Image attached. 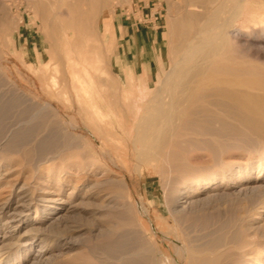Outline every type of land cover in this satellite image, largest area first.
Wrapping results in <instances>:
<instances>
[{"label":"rangeland","instance_id":"1","mask_svg":"<svg viewBox=\"0 0 264 264\" xmlns=\"http://www.w3.org/2000/svg\"><path fill=\"white\" fill-rule=\"evenodd\" d=\"M12 1L15 2L14 5ZM101 1L88 2L85 4L86 6L79 4L75 12L70 11L67 6H63L64 9L62 8L58 16H55V13L58 12L55 8L57 4L51 1L52 7L48 1L42 4H29L30 6L28 3L19 0H3L0 3V14L3 5L9 3L8 5L11 4L10 6H12V13L19 17L14 20L15 23L17 22V25H14L15 28L12 23L0 18V25H2L0 26V141L6 138L5 144L8 145L16 134H27L22 141H18V145H15L14 148L18 147L14 149L15 152L0 151L3 154V156L0 154V157H3V159L0 158V194L2 192V195L5 196L24 184L29 187L33 197H36L38 189L50 188V186L55 189L61 188L67 196L73 191L74 185H78L81 181L91 177L104 180L108 177L116 178L119 175L126 178L131 193L129 199L118 191L115 202L109 208L100 210L98 214L100 218L91 213L92 208H80L66 227H55L47 232V237L51 241L50 245L57 244V241L62 246L64 245L63 248L49 251L50 254L53 252L56 255L55 260L50 264H81V258H84L85 255L99 264V260H96L92 255L97 254L102 257L99 254L100 250H98L100 247H104L103 249L106 250L110 246L121 245V243L126 244L127 246L124 244L121 246L127 247L128 250L136 247L144 248L141 250L144 256L149 257V261L151 260L150 264H195V261H199L196 262L197 264H203V262L204 264H264V164L261 165L256 160L247 161L248 152L244 148L229 149L223 154V159L226 161H229L230 158L231 160L235 159L237 162L233 163L234 167L239 165L243 170L233 177L229 175L231 177L229 180L226 177H220L219 182H223L220 187V183L217 182L218 185H212V188L204 191L196 190V194L187 201L188 204H182V207L185 206V211L173 214L177 200L180 201V194L177 190L182 188L183 181L190 179V177L182 172L168 175L164 173L161 166L148 167L143 165L140 173L138 170H134L136 163L134 146L137 145L135 144V128L137 127L135 123L137 120L133 124H128L127 119L120 117L123 115L120 104L115 101L111 102L106 97L102 101H97L103 111L110 116L108 124L102 126L95 119H92V112L85 108L77 96L75 98L73 93L75 92V83L71 75L72 72L87 80L84 67L94 71L96 62L89 65L81 59L87 55L94 59L97 56L96 53H101L103 56L98 42H94V45H97L96 48L86 47L82 49L79 38L86 36L91 40L95 39L105 17L111 15L109 17L113 18L116 30H121V18L128 20L131 24H136L140 18L154 22L158 16L157 22L160 26L158 31L161 37L165 39L168 29L171 32L168 3L165 0H131V3H123L114 7L109 5L104 7L105 2ZM251 1L256 7L264 6V0ZM83 7L85 8L83 9ZM184 8L179 9L182 12H179L180 16L184 15L186 11L188 12V8ZM126 14L129 15L130 19L126 17ZM45 15L47 19L44 18ZM54 20L56 22H53ZM70 26H72L71 30H69ZM8 27L11 30L9 35H5L3 30ZM150 30L154 32L157 29L151 27ZM70 35L71 40L69 39ZM164 42L166 47L169 45L173 60L175 54L171 43ZM117 43L118 39L113 47V52ZM85 51L87 53L83 54ZM68 58H72V62H69ZM163 58H165L164 55ZM164 60L163 67L166 66L165 63H168L167 65L173 64V61ZM24 61L28 62L27 66ZM153 62V67L148 72L150 87L153 90L148 94L147 101L153 100L157 93L155 91L159 89L160 80L164 79L162 73L160 80L158 79L159 81L155 85L153 84V72L157 69L156 61L153 60ZM109 63L112 73L103 70L101 83L104 81L111 90L116 91L117 83H123L125 77L120 70L118 55L111 53ZM129 64L133 65L131 62ZM104 66L106 63L103 60L100 68H104ZM134 66L135 68L131 69L129 73L134 74L135 81L139 84L143 69L139 64ZM9 83L14 84L16 90L11 89L14 92L8 89L10 88ZM64 87L68 92L67 96L61 94ZM30 98H33V101H30ZM147 101L141 113L149 105L150 102ZM41 102L46 103V105L49 104L48 109H44V104ZM37 105L40 107L38 106V108ZM32 112L36 114L34 115ZM52 112L54 113L52 114ZM32 117L34 118L32 119ZM194 152L200 158L196 160V166L208 169L212 162L211 152L209 153L208 150ZM9 154H11L10 157ZM4 157L7 158L4 159ZM51 157L53 158L51 159ZM111 160L124 163L128 171L113 166ZM101 166L103 167L101 168ZM107 168L111 169L114 175L106 173L108 172L105 171ZM100 170H104L105 172H102L105 174ZM54 174H60L61 178L59 180L57 178L52 179ZM86 175L87 178H85ZM171 176H175L177 179ZM93 178L89 180H93ZM168 179H174V181H168ZM259 185L262 189H257L251 193L252 195L246 196L244 190L239 191L240 187ZM173 202L174 204H172ZM142 208H145L148 213H139V209ZM40 210L41 207L37 209L38 212ZM37 211L33 204L29 217L36 216ZM102 216L103 219H101ZM75 217L77 219H74ZM138 220L141 223L140 229L134 227ZM119 221L121 226H119ZM94 223L103 228L108 225L106 227L110 228V232L107 236L101 237L99 232L89 233L87 230L91 227L94 228L92 226ZM123 224H125L126 229L125 226L122 227ZM70 226L72 229H83L78 233V235L80 234L79 237L76 235V238L73 239L78 244L72 250L65 248V238L68 237L70 230L68 227ZM111 233L115 235H111ZM106 244L110 245L106 246ZM179 245L186 250L185 254L178 252ZM129 247L131 248L129 249ZM36 249H38V245L30 250V254H33ZM94 252L96 253L94 254ZM81 254H85L84 257L72 260L74 256H82ZM22 255L13 264H26L25 262L29 260V257L28 255L25 256L26 252H23ZM191 257L196 258L195 261L192 260L194 263L191 262ZM110 262H115V260H110Z\"/></svg>","mask_w":264,"mask_h":264},{"label":"bare ground","instance_id":"2","mask_svg":"<svg viewBox=\"0 0 264 264\" xmlns=\"http://www.w3.org/2000/svg\"><path fill=\"white\" fill-rule=\"evenodd\" d=\"M2 1L3 0H1L0 3ZM19 1L26 2L28 5L37 3L42 4L43 2L47 3V1L50 5L51 2H54V4H57L55 8H57L58 12L53 13H55V16H58L63 6H67L70 11L75 12L79 4H84V6H86V3L92 1L95 3L96 0ZM165 1L168 3V19L171 26L170 43L175 55L172 60V65H167L168 63H165L166 66L163 67L162 70L164 79H159L160 86L158 91H155L157 93L153 97V100H148L150 102L148 103L149 105L147 104L148 106L144 108L145 111L141 113L135 123V125H137L135 128V144L137 145H133L135 148L133 149L135 150L136 156L134 170H138L139 173L142 171L141 168H143V165L148 167L161 166L164 173L168 175H172V173L175 172H182L184 175L190 177V179L184 180L182 188L180 187V189L177 190L178 194H180V201L176 199L177 204L173 212L174 214L185 211V206L182 207V204H188L187 201H189L191 196L196 194V190L204 191L212 188V185L220 181V177H226L229 180L231 178L230 176L233 177L236 173L243 170L239 165L234 167L233 163L237 162L235 159L231 160L230 158L229 161L223 159V154L229 149L244 148L248 152L247 161L253 162V160H256L259 164H264V6L256 7L251 0ZM101 2H105V5L103 4L104 7L106 5L114 7L123 3H131V0H102ZM14 3L15 2H13V5ZM8 4L9 3L6 5L5 3L3 5L0 18L3 21L12 23L14 27V25H17V22L15 23L14 20L19 17L15 15V13H12V6ZM13 7L15 8V6ZM182 7L188 8V12L186 11L187 13L185 12V14L183 13L184 15L180 16L181 14L179 12L181 11H179V9ZM84 8L85 7H83V9ZM51 15L53 16L54 14ZM44 18H46V15ZM53 22L56 21L54 20ZM241 22L242 24H240ZM12 24L10 25L11 29L13 28ZM10 27L3 30L5 35H9L11 30ZM71 27L72 26L69 27V30H71ZM69 37L68 38L71 40V35ZM96 54V66L93 74H89L84 67V74L87 80L77 76L71 70L70 72H72L71 75L75 83V87H73L78 100L84 104L85 108H88V110L92 112V119H95L97 123L104 126L108 124V118L110 116L98 105L97 100L99 96L96 100V96L94 95L101 91L100 83L103 78L101 74L104 72L103 68H100V64L103 62V56L101 53ZM68 60L72 62L73 59L68 58ZM24 63L26 66L28 65L27 61H24ZM9 87L8 89H10L11 92H14L12 90H16L12 83ZM4 90H6L5 87ZM66 91L64 87V89L61 90L62 95L67 96L68 92ZM20 94H22V92H20ZM51 94L53 93L51 92ZM29 100L33 101V98ZM28 101L27 103H29ZM41 104L44 103L41 102ZM38 106L39 105H37V107ZM48 107L49 104L46 105V103L43 106L44 109H48ZM35 112L32 113L35 115ZM53 113L54 112H52V114ZM31 116L33 115L31 114ZM36 116L38 117L39 114ZM34 117H32V119ZM16 135L13 136L8 145L5 144L7 141L6 138L0 141V151H9L8 153H10V151L15 152L14 149L18 148H14L15 145H18V141H22L27 134ZM197 150H208L209 153L211 152L212 162L208 169H204V167L198 168L196 166V160L199 157H197L194 151ZM107 152L109 153V151ZM0 154L3 156L2 153ZM10 155L11 154H9V157ZM2 156L0 158L3 159ZM6 158L7 157H4V159ZM52 158L53 157H51V159ZM110 162L113 166L124 168L128 171L124 163H118L114 160ZM102 167L103 166H101V168ZM105 171H108L106 172L108 174L113 173V171L108 168ZM60 174H54L52 179L57 178V180H59L61 178ZM87 175L89 176V174ZM87 175L85 178H87ZM92 178L93 177L88 178V180H83L78 185H74L73 191L67 194V196L61 188L55 189L50 186V188L38 189V192H36L37 195L36 197L34 196V198L29 187H26L24 184L17 187L16 191L8 192L9 194L5 196L2 195L1 192L0 264H13L15 260L21 257L23 252H26L25 256L28 255L29 257V260L25 262L26 264H50L55 260L56 255L53 252L50 254L49 251L58 250L63 248L64 245L62 246L58 241L56 242L57 244L53 243L50 245L51 241L47 237L48 231L53 230L55 227H66L68 223H70V219L76 215L75 213L80 208H92L91 213L94 216L98 215L102 208H109V206L115 202V199L118 197V191L126 195L128 199L130 198L131 193L125 177L118 175L116 178L108 177L104 180L93 178V180H89ZM170 180L171 179H168V181ZM171 181H174V179ZM219 183L220 187L223 182ZM260 188V185L246 186L245 188L240 187L239 191L241 192L244 190V195L247 196ZM33 204L36 206V211L39 207H41V210L39 212L37 211L38 213L36 216L29 217ZM172 204H174V202ZM139 213H148V211L142 208L139 209ZM74 219L77 218L75 217ZM101 219H103V216ZM121 221L123 220L121 219ZM120 224L121 222L119 226H121ZM136 225L134 227L140 229L141 223L139 220ZM92 226H94V228L91 227L87 230L89 233L99 232L101 237H105L108 232H110V228L106 227L108 225L103 228L94 223ZM124 226L125 224L122 225V227ZM71 227L72 226L68 227L70 228L69 234L68 237L65 238V248L70 250L78 244L76 240L73 239L79 237L80 234L78 235V233L83 231V229H72ZM124 228L126 229V226ZM113 234L111 233V235ZM109 237L108 235V238ZM123 244L121 243V245ZM35 245H38V249H36L33 254H30V250ZM107 245L108 244H106V246ZM119 245L110 246V249L108 248L106 250L103 249L104 247L101 248L98 245L100 247V249H98L100 250L99 254L102 255V257L97 254L92 256L96 258V260H99V264H150L151 260L149 261V257L146 258L141 250L144 248L129 247V249L131 248L132 250H128L126 249L127 247L125 248ZM125 245L126 244H124V246ZM178 247V252L180 254L186 253L183 247L180 245ZM95 253L96 252H94V254ZM84 255L85 254L82 256H74L72 260H78L84 257ZM192 258L193 257L190 258L191 262L192 260L195 261L196 258ZM110 260H115V262H110ZM93 262L94 261L87 255L81 258V264H96V262ZM196 262L198 263L199 261H195V264H197Z\"/></svg>","mask_w":264,"mask_h":264},{"label":"crops","instance_id":"3","mask_svg":"<svg viewBox=\"0 0 264 264\" xmlns=\"http://www.w3.org/2000/svg\"><path fill=\"white\" fill-rule=\"evenodd\" d=\"M109 16L105 17V20L101 22L95 39L91 40L85 36L83 38H79V42L82 49L86 47L96 48L97 45H94V42L99 43L103 56L105 57L103 60L104 62L106 61V66H104V68L102 67L105 72H111L109 68L111 53L118 55L120 59V70L123 72L125 77L124 82L120 84L117 83V89L114 91L111 90L108 84H105L103 81L100 83L101 91L95 93L94 95L96 96V100L98 96H101L102 99L99 98L97 101H102L107 97L111 102H118L120 104V109L124 113L120 117L127 119L128 124H133L141 115L143 107L148 99V94L153 90L150 87V80L148 78V72L153 67V60H155L157 64V69L153 72L152 76V82L154 85L162 75L165 61L164 59L172 62V52L169 50V45H167V47L164 45V41L169 44L171 32L168 29V34L165 36V39H163L158 30L154 32L150 30L151 26L140 25L137 22L136 24H131L128 20H124L123 18H121V30H116L114 20ZM117 39L118 43L113 52V47ZM86 53V51L83 52V54ZM163 55L165 58H163ZM81 60H84L87 64L89 63V65L92 64V62H96V58L92 59V57L90 58L88 55ZM130 62L133 64L132 66L129 64ZM136 64H139L143 69L139 84L135 81L134 74L129 73L131 69L135 68L134 65ZM87 71L89 74H93V71H91L88 67ZM73 93L76 98L75 92Z\"/></svg>","mask_w":264,"mask_h":264},{"label":"built area","instance_id":"4","mask_svg":"<svg viewBox=\"0 0 264 264\" xmlns=\"http://www.w3.org/2000/svg\"><path fill=\"white\" fill-rule=\"evenodd\" d=\"M126 17L128 18V19H130L129 18V15H127L126 14ZM146 18H144V20H142L141 18L140 19H138V21H137V23L138 24H140V25H145V26H151V27H156V29L158 30V29H160V26H158V16L155 18V21L154 22H152V21H149V20H145Z\"/></svg>","mask_w":264,"mask_h":264}]
</instances>
